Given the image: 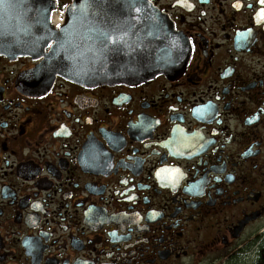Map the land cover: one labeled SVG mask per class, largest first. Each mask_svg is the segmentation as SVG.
I'll return each mask as SVG.
<instances>
[{"label":"flooded vegetation","instance_id":"obj_1","mask_svg":"<svg viewBox=\"0 0 264 264\" xmlns=\"http://www.w3.org/2000/svg\"><path fill=\"white\" fill-rule=\"evenodd\" d=\"M147 1L179 73L48 86L0 51V264H263L264 3Z\"/></svg>","mask_w":264,"mask_h":264},{"label":"water","instance_id":"obj_2","mask_svg":"<svg viewBox=\"0 0 264 264\" xmlns=\"http://www.w3.org/2000/svg\"><path fill=\"white\" fill-rule=\"evenodd\" d=\"M16 1L0 0V51L43 59L36 75L48 86L57 77L85 86L144 82L187 64L182 38L147 0H74L60 30L36 27L37 18L52 10L50 0ZM16 9L27 20H17ZM98 29L113 33L119 44L104 46Z\"/></svg>","mask_w":264,"mask_h":264},{"label":"snow or ice","instance_id":"obj_3","mask_svg":"<svg viewBox=\"0 0 264 264\" xmlns=\"http://www.w3.org/2000/svg\"><path fill=\"white\" fill-rule=\"evenodd\" d=\"M261 3H264V0H261ZM129 7H132L131 2L128 4ZM138 10V9H137ZM59 27V25H57ZM99 37L101 38V43L104 44V46H108V43L115 45L119 44V38H114L113 33H109L107 30L104 29H98Z\"/></svg>","mask_w":264,"mask_h":264},{"label":"trees","instance_id":"obj_4","mask_svg":"<svg viewBox=\"0 0 264 264\" xmlns=\"http://www.w3.org/2000/svg\"><path fill=\"white\" fill-rule=\"evenodd\" d=\"M262 248H264V245L262 246ZM261 262L264 264V251L262 252L261 258L257 263H261Z\"/></svg>","mask_w":264,"mask_h":264}]
</instances>
